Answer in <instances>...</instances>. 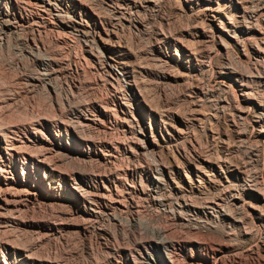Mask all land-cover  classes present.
Here are the masks:
<instances>
[{"label": "rangeland", "instance_id": "374dc122", "mask_svg": "<svg viewBox=\"0 0 264 264\" xmlns=\"http://www.w3.org/2000/svg\"><path fill=\"white\" fill-rule=\"evenodd\" d=\"M54 1L58 7L54 3L53 7L55 9L58 8L60 15L63 16V19L60 20L62 23L59 21V17L55 16L56 12L48 11L44 6H40L33 0H9L7 9L10 11L11 16H15L21 22L18 27L15 26L16 29L0 26V36H2L0 37V57L4 56V60L0 58V126L2 123L5 124L4 122L8 119L12 123L11 125L9 120L6 121V125L3 126L2 124L4 130L0 128V132L4 131L1 133L7 136L6 139L8 138L9 145L12 143L16 145L12 147L15 151H10L9 149L5 152L4 150L0 151V159L5 166L6 176H9L8 178H17L23 184L20 187L21 189H13L17 192L9 190L10 194L8 191L7 202L11 199L13 200L8 203L9 205L6 208L0 209V213L2 212L0 215V239H6H1L0 241V264H56L55 262L57 261V264H89L90 262V264H146V262L149 263L150 257L160 258V261L156 264H168L160 256L162 245L159 246L156 243L158 242L157 239L150 232L143 230L147 235L150 233L149 240L151 236L154 237H152L154 240L151 238L150 241L146 238L147 235L144 238L142 234H139L140 230L135 232L137 231L134 226L136 222L162 228L168 234H166L167 237L171 238L172 236L171 240L175 238L173 241H175L177 253L174 255V260L171 264H176L178 261L179 263L177 264H191L189 258L182 256L185 250L189 251V254L190 252L192 254H200L203 260L200 259L199 264H264V201L261 203L255 198L261 193L257 192V190L264 181V115H261L260 110V108L264 110V0H250L251 2H248V0H232L231 4H220L219 8L221 9L219 10L228 17L233 24V28H231L229 35L223 34V36H215V38L212 35L207 40L195 38V35L204 28V23L200 16L185 7L183 0H162L153 9L133 8L134 0ZM197 1L194 0V2ZM201 1L199 0L198 3ZM24 4H30V6ZM248 11L250 14L252 12L257 13L256 23L249 19L250 14L247 13ZM129 17L134 24L139 25L138 29L132 27L134 24L128 26L125 23V20ZM246 19L251 23L250 26L253 25L254 27V24H260H257L252 32L242 34L237 27L239 25L244 26L245 23L249 25ZM68 27L72 30L68 29ZM73 27L95 35L98 34L97 31H104L108 37H111L113 35L112 32H114L118 37L120 36L121 44H124L123 48H125L123 50L122 47L115 46V49H113L114 55L122 54V58H125L129 63L131 62L130 64L132 65L138 62L139 66L137 65V67L139 68L135 65L133 72L128 70L122 77L120 73L117 77L112 76L102 61L100 62L87 56L89 47H86L84 38L73 32ZM14 31H16V34ZM162 32H165V34ZM149 36L151 38H148ZM165 36L168 38L166 39ZM171 36H173V39ZM53 38H55L56 42ZM177 38L181 42H178ZM234 38L238 39L241 44L237 45ZM5 39H7V42L9 40L7 45L5 44ZM168 40H173L171 43L177 46L176 50L179 54H183L181 44L186 46L191 52H194L195 58H193L192 62L197 64V66L188 69L180 62L171 64V66L169 64L161 66L155 58L158 53L156 46L159 42L158 45L163 48ZM42 41L49 42H46L45 45L42 44L44 43ZM33 42L37 45L42 44L45 51L48 52L47 54L44 52L45 56L48 55L51 59H55L56 66L54 69L58 70V73L52 77L51 83L54 84L56 79L60 77V80L57 79L58 82L56 81L55 84H65L66 91L64 95L67 94L66 96L61 94V99H63L65 105L63 111L60 110L62 113L59 111L61 114L65 112L64 115L58 112L55 99H50L48 98L49 95L46 97L43 94L46 91L42 90L43 84L41 83L44 82L38 83L32 80L35 77L40 78V74H42L37 61L31 56L34 47ZM125 45H127V48L129 46L132 47H129L128 51H131L134 55L127 51ZM47 47H50L55 52L50 51L51 53H49L51 49ZM92 48L96 49L94 52L99 55L100 50L96 46H92ZM134 49L135 53L133 52ZM136 51H139V55H137ZM56 52L58 55H56ZM44 53L42 52L40 58H45ZM52 53L54 54L52 55ZM11 55L13 57L10 58ZM51 55L54 57L52 58ZM140 55L141 57H139ZM133 56L136 57L134 58ZM16 57L18 58L16 59ZM22 57L26 58V60L22 59ZM11 59L14 61L10 62ZM139 59H142L141 63ZM31 60L34 62H31ZM154 61L157 62L156 66ZM100 63H102V66H100ZM68 68L71 70H68ZM160 72L164 73L167 78L166 76L162 79L156 77ZM141 74L143 78H140ZM134 75L136 76L135 79ZM71 79L75 80L76 86L69 92L67 90L68 84L66 83ZM114 80L116 81L114 82ZM77 81L83 85L81 84V86ZM126 84H131V91L126 88ZM136 84H139V87ZM241 85H245L249 92L247 94L250 101L247 104L241 101H238V103L235 100L240 94ZM83 89L85 92H83ZM142 90L141 97L144 94L143 99L144 97L147 99L146 101L144 99V103L140 99L141 103L134 100L128 102L129 107H132H130L131 110L136 111L131 115L132 117L123 115L118 111V102L125 98L132 100V93L138 94V91ZM72 92L76 98L72 96ZM45 98H48V101ZM94 99L100 103H97ZM66 100L74 104L70 102V104H66ZM147 101L149 103H146ZM42 102L41 107L39 104ZM48 103H50L52 109L50 106H45L49 105ZM71 104L75 105L74 108L71 107ZM76 104L79 105L77 106ZM145 104H148L147 107L151 105L153 107L152 109L150 106L152 110L160 113H155L154 117L145 115L143 113L144 107H146L144 106ZM97 105H102L107 110V114L100 113L101 109H98ZM49 107L50 109L48 110ZM69 109L72 110V113ZM81 109L86 114L93 115L92 117L96 119L95 123H98V125L95 126L93 123H89L88 126L82 125L79 122V113L83 112ZM158 109L160 111H157ZM163 110L165 113H161ZM241 110L242 112H240ZM44 111L49 113L45 114ZM42 112L47 116L48 114L54 116L52 113L54 112L56 118L51 116L49 120L45 115L43 116ZM40 114L44 117L41 116L42 120L40 119ZM159 115H165L166 117H160ZM30 118L31 120L37 118V120L34 119L33 121L35 122H32ZM46 119L48 123L45 121ZM23 120H25L24 122H31L29 124L23 123L22 125ZM62 120L68 124V127ZM124 120H128L131 123H127ZM15 122L18 125L20 123L22 127ZM45 123L51 125L49 127L55 133L60 131V127L65 123V136L69 133L68 138H70L72 146H78L83 150L85 149V151L90 149V154L83 158L76 159V157H73L75 159H72L73 161H69L66 158L65 161L60 158V160L56 159V161L52 159L51 162L53 161V164L49 162V166L51 165L49 170L39 171L34 173V175L28 169V176H26L27 170L25 164L23 165L22 156L26 152H35L38 147L31 148L32 151L30 152L29 146H18L17 143L29 131L30 125L33 127L39 124L43 130H46ZM137 123L139 125L136 126ZM7 124L11 126L9 127ZM15 124L16 126H13ZM158 124L163 125L161 132L157 131L156 127ZM72 125L77 131V133L74 132L75 135H71ZM169 125L171 126L169 127ZM127 126L133 127L128 128ZM149 127L152 128V132H150ZM6 128L11 130L9 131ZM81 130L83 134H78ZM137 131L138 133L147 131V135L152 133L153 139L151 140H155L153 142L155 143L154 152L144 153L140 148L142 146V143L140 144L142 142V140L140 141L142 138L141 132L138 134ZM73 136H75V141L71 139ZM79 136H87L92 140L88 139V141L86 137L83 139V137L79 138ZM163 137L165 139H162ZM135 139L138 141H135ZM157 143H159V146ZM19 147L22 152L18 149ZM22 147L23 150L28 148L29 151L23 153ZM94 148L96 152L104 155V161H97L93 154ZM159 149L160 152L157 151ZM190 159L192 160V168L186 165ZM78 160H80V164L77 163ZM170 162L172 164L179 163L183 177L185 175L187 179L195 183L193 190L189 191L184 186L185 182L169 168ZM54 165L59 168L56 166L54 168ZM195 165L198 169H196ZM73 166L75 168L78 166V170H84V172H78L77 168L75 169ZM61 167H65V171L60 169ZM160 168L163 169L162 172L158 171ZM61 170L64 173H61ZM206 172H208V175H206ZM99 174L101 176H98ZM79 176H84V180H79ZM157 177H161L159 182H155V179L158 180ZM38 180H40L43 193L57 195L60 198H65V201L62 200L50 204L27 195L24 191L26 187L30 184L38 183ZM202 180L205 182H202ZM258 184L261 185L259 186ZM73 186L76 190L73 189ZM80 187L84 191L80 190ZM105 187H109V189ZM80 192L87 193L80 195ZM22 198L25 200L23 201ZM14 199L16 201L15 204L13 202ZM183 202H185L186 206L182 204ZM58 203L59 206H57ZM239 204H242V206L238 207ZM251 205H253V208H251ZM9 210L12 212L10 213ZM16 210L20 212L18 213ZM3 211L4 213L6 211L7 214H4ZM8 211L12 215H9ZM14 215L15 218L12 219ZM11 216L13 217L11 218ZM5 217L6 219H4ZM45 227H50V229ZM2 231H5L6 237ZM121 231L122 234L119 233ZM123 231L127 233L125 235L129 241ZM144 232L143 234L145 235ZM114 235L117 236L114 237ZM8 239L9 241L7 242ZM122 239L128 242L127 245L130 242L129 247L123 246L126 245V242ZM139 239L146 240L140 241ZM13 240L18 246L12 244L14 243ZM135 240L139 242L136 241L137 243H134ZM10 241L12 242L9 245ZM115 241L118 242L117 244L120 243L123 248H120ZM131 243L134 244L132 245ZM12 245L14 247H10ZM24 247L28 248L21 249ZM31 249L32 252H29ZM34 250L37 254L39 253L40 258L35 254ZM137 252H140V254ZM27 253L31 256L29 257ZM34 254L35 256H33ZM101 254H106L105 256L107 257H103ZM132 254L133 256H131ZM36 256L37 260L33 259ZM136 259L138 261H134ZM45 260L48 261L46 262ZM94 260H96V263ZM140 260H144L143 263H140Z\"/></svg>", "mask_w": 264, "mask_h": 264}, {"label": "bare ground", "instance_id": "6f19581e", "mask_svg": "<svg viewBox=\"0 0 264 264\" xmlns=\"http://www.w3.org/2000/svg\"><path fill=\"white\" fill-rule=\"evenodd\" d=\"M14 1V0H13ZM35 3H37V4H39L40 6L42 5V6H44L48 11H51V12H56V15L55 16H57V17H59V21L60 20H62L63 19V16H61L60 15V13H59V9L57 10V9H55L54 7H53V3H54V5H57V4H55V1L54 0H33ZM162 0H134V2H133V8H141V9H153V8H155V7H157L158 5H159V3L161 2ZM180 1V0H179ZM184 1V3H185V7L187 8V9H189L190 11H193L195 14H197L198 16H200L201 18H202V21H203V23H204V28L202 29V31L201 32H199V33H197L196 35H195V38H197V39H210L211 38V36L212 35H214V37L213 38H215V36H223V34H228L229 35V33L231 32V28H233L232 26H233V24L229 21V19H228V17L221 11V10H219V9H221V8H219L220 7V4H231V2H232V0H202L200 3H198V1L197 2H194V0H183ZM247 1V0H246ZM250 0H248V2H249ZM259 1V0H258ZM9 2V0H0V26H3V27H6V28H15V26H17L18 27V25L20 24V22H21V20H19V19H17L15 16H11V13H10V11L7 9V3ZM17 2V1H16ZM24 2V1H23ZM29 2V1H28ZM57 2V1H56ZM251 2V1H250ZM253 2V1H252ZM264 2V1H263ZM19 3V2H18ZM21 3V2H20ZM25 3V2H24ZM27 3V2H26ZM31 3V2H30ZM242 3H243V1H242ZM261 4H263V3H261ZM24 5H28V4H24ZM32 5V4H31ZM38 5V6H39ZM80 5V4H79ZM81 5H82V3H81ZM238 5H239V3H238ZM17 6V5H16ZM28 6H30V4L28 5ZM226 6V5H225ZM241 6V5H240ZM242 6H244V5H242ZM263 6V5H262ZM21 7V6H20ZM56 7V6H55ZM57 7H58V5H57ZM254 7H255V5H254ZM259 7V6H258ZM11 8V7H10ZM18 8V7H17ZM22 8V7H21ZM245 8V7H244ZM243 8V9H244ZM253 8V7H252ZM257 8V7H256ZM25 9V8H24ZM23 9V10H24ZM226 9V8H225ZM224 9V10H225ZM248 9V8H247ZM39 10V9H38ZM86 10V9H85ZM223 10V11H224ZM249 10V9H248ZM252 10V9H251ZM254 10V9H253ZM258 10H259V8H258ZM260 10H261V7H260ZM257 11V10H256ZM63 12V11H62ZM245 12H246V10H245ZM247 13H249V11L247 12ZM85 14V13H84ZM121 14V13H120ZM227 14V13H226ZM250 14V13H249ZM256 12H252L250 15H249V19L250 20H252L254 23H256L257 22V20H256ZM20 15V14H19ZM228 15V14H227ZM244 15H245V13H244ZM243 15V16H244ZM259 15H260V13H259ZM54 16V15H53ZM79 16H81V15H79ZM242 16V17H243ZM258 16V15H257ZM262 16V15H261ZM22 17V16H21ZM264 17V16H263ZM25 18H26V16H25ZM80 18V17H79ZM235 18V17H234ZM244 18V17H243ZM27 20V19H26ZM232 20V19H231ZM234 20V19H233ZM247 20V19H246ZM236 21V20H235ZM244 21V20H243ZM61 22V21H60ZM234 22V21H233ZM252 22V23H253ZM49 23V22H48ZM62 23V22H61ZM76 23V22H75ZM85 23H86V21H85ZM125 23L128 25V26H130V25H133L134 23L132 22V20L130 19V17L128 18V19H126L125 20ZM247 23H249V21L247 20ZM27 24V23H26ZM31 24V23H30ZM51 24V23H50ZM79 24V23H78ZM258 24V23H257ZM257 24H254V27L255 26H257ZM260 24V23H259ZM258 24V25H259ZM22 25V24H21ZM25 25V24H24ZM58 25V24H57ZM251 25V23H249V25H246V23L244 24V26H241V25H239L238 26V24H237V28H238V31H240L242 34L243 33H249V32H252V30L254 29V27H253V25L252 26H250ZM73 26V25H72ZM138 26L139 25H137V24H134L132 27H135V29L137 28L138 29ZM21 27V26H20ZM234 27H235V25H234ZM261 27V26H260ZM22 28V27H21ZM31 28V27H30ZM74 29H73V32H75L77 35H80L82 38H84L85 40H84V42L86 41V47H89V49H88V57L89 58H94L95 60H99L100 62L102 61L103 62V65H105L107 68H108V70H109V73L112 75V76H115V77H117L118 75H119V73L121 74L120 76L122 77V76H124V73L126 74V71H128V70H131L132 72L134 71L133 69H134V66L136 65V67H137V65H138V62H136L135 61V59H134V61L137 63H134V65H132V64H130L125 58H122V54H117V55H114L115 53H114V50L113 49H115V46H117V47H122V49L124 50L125 48H123V46H124V44L122 45L121 43H122V41H120V36L118 37L116 34H114V32H112L113 33V35L111 36V37H108L107 36V33L106 32H104V31H100V32H98L97 31V35H95L94 33H90V32H85V31H80L79 30V28H75V27H73ZM206 28H207V30H206ZM16 29V28H15ZM68 29H71L70 27H68ZM78 29V30H77ZM261 29V28H260ZM19 30V29H18ZM23 30V29H22ZM28 30V29H27ZM72 30V29H71ZM90 30H92V29H90ZM255 30V29H254ZM3 31V30H2ZM10 31V30H9ZM23 31H25V30H23ZM32 31V30H31ZM140 31V30H139ZM161 31V30H160ZM256 31H257V28H256ZM1 32V31H0ZM4 32V31H3ZM15 32V34H16V31H14ZM21 32V31H20ZM212 32V33H211ZM262 32V31H261ZM19 33V32H18ZM39 33V32H38ZM37 33V35L38 36H40L39 34ZM72 33V32H71ZM74 33V34H75ZM116 33V32H115ZM159 33V32H158ZM163 34H165V32H162ZM208 33H209V35H208ZM1 34H3V33H1ZM73 34V33H72ZM161 34V33H160ZM19 35H21V34H19ZM34 35V34H33ZM33 35H31V36H33ZM227 35V36H228ZM7 36V35H6ZM22 36V35H21ZM28 36V35H27ZM36 36V35H35ZM151 36V35H150ZM148 37V38H151V37ZM252 36V35H251ZM0 37H2V36H0ZM8 37V36H7ZM20 37V36H19ZM24 37V36H23ZM41 37V36H40ZM107 37V38H106ZM11 38V37H10ZM9 38V39H10ZM32 38V37H31ZM30 38V39H31ZM49 38V37H48ZM165 38H166V36H165ZM168 38V37H167ZM166 38V39H167ZM171 38L173 39V36H171ZM1 39V38H0ZM12 39V38H11ZM34 39V38H33ZM54 39V41H55V38H53ZM122 39V38H121ZM147 39V38H146ZM175 39V38H174ZM179 38H177V40H178ZM254 39V38H253ZM7 39H5V41H6ZM21 40H23V39H21ZM24 40H25V38H24ZM40 40V39H39ZM205 40V41H206ZM212 40V39H211ZM213 40H215V39H213ZM219 40V39H218ZM234 40H235V43L237 44V45H240L241 44V42H239L238 41V39H236V38H234ZM11 41V40H10ZM41 41V40H40ZM53 41V40H52ZM149 41H150V39H149ZM155 41V40H154ZM173 41V40H172ZM171 40H168L167 41V43L165 44V46L162 48V47H160L159 45H158V43H157V46H156V49H157V57H155L156 58V61L157 62H159L160 64H161V66L163 65V64H169L170 66H171V64H174V63H183L188 69H191V68H195V66H197V64H195V63H193L192 62V60H193V58H195V55L193 54L194 52H191V50H189V49H187L186 48V46H184V45H180L181 46V48L183 49V54H179L178 52H177V46L176 45H173L171 42H172ZM203 41V40H202ZM220 41V40H219ZM227 41V40H226ZM243 41V40H242ZM1 42V41H0ZM3 42V41H2ZM8 42H9V40H8ZM7 41L5 42V44L7 45V43H8ZM26 42V41H25ZM42 42H44V41H42ZM47 42V41H46ZM46 42H44V43H42V44H45ZM49 42V41H48ZM47 42V43H48ZM56 42V41H55ZM54 42V43H55ZM152 42V41H151ZM163 42V41H162ZM161 42V43H162ZM174 42L176 43V41L174 40ZM178 42H181V40L179 41L178 40ZM27 43V42H26ZM34 43V42H33ZM50 43H51V40H50V42L48 43L49 44V46H50ZM146 43H147V40H146ZM150 43V42H149ZM223 43V42H222ZM255 43H256V41H255ZM2 44V43H1ZM23 44V43H22ZM25 44V43H24ZM37 45V44H33V53H32V55L31 56H33L34 57V60L35 61H37V64H38V67H40L41 68V71H42V74H40L41 75V77L40 78H36L35 76V78H32V80H34V82H38V83H41V82H44V83H41V84H43V88H42V90L44 91H46L47 92V94H46V92L45 93H43V94H45L46 95V97L49 95V97L48 98H50V99H52V98H54L55 99V104H56V106H57V109H58V112L61 110V111H63V109H64V105H65V103H64V101H63V99H61V94H63V96H66V94L64 95V93H65V91H66V88H65V84L63 85V84H55L56 83V81H57V79L58 80H60L59 78H57L56 79V81L54 82V84H52L51 82V79H52V77H54V76H56V74L58 73V70H56V69H54V67L56 66V64H55V62H54V60L55 59H51L48 55H46L45 56V53L47 54L48 52L47 51H45V49L43 48L44 46L43 45ZM47 44V45H48ZM52 44H53V42H52ZM151 45H152V43H150ZM177 44V43H176ZM243 44V43H242ZM46 45V44H45ZM57 45V44H56ZM223 45V44H222ZM227 45V44H226ZM92 46H96L97 47V49H99L100 50V52H99V55L97 54V52L95 53L94 52V50H96V49H93L92 48ZM135 46V45H134ZM148 47H149V45H147ZM224 46V45H223ZM6 47V46H5ZM16 47V46H15ZM26 47H27V45H26ZM25 46H24V48H26ZM31 47V48H32ZM125 47L127 48V45H125ZM129 47H131V46H129ZM128 47V48H129ZM147 47V48H148ZM225 47V46H224ZM3 48H4V46H3ZM23 48V47H22ZM48 49L50 48V47H47ZM128 48H127V51H128ZM132 48V47H131ZM1 49V48H0ZM27 49V48H26ZM51 49V48H50ZM54 49V48H53ZM138 49V48H137ZM29 50H31L30 48H29ZM47 50V49H46ZM130 50V49H129ZM148 50V49H147ZM194 50V49H193ZM4 51V50H3ZM16 51V50H15ZM21 52H22V50H20ZM27 52H28V50H26ZM50 51H52V49L51 50H49V53H51ZM98 51V50H97ZM135 51V49L133 50V52ZM209 51V50H208ZM259 51V50H258ZM42 52L44 53V57L45 58H40L41 57V55H42ZM52 52H55V51H52ZM58 52V51H57ZM56 52V53H57ZM128 52H131V51H128ZM139 52V51H138ZM138 52L136 51V53H137V55H139L138 54ZM148 52V51H147ZM1 53V52H0ZM4 53V52H3ZM17 53V52H16ZM135 53V52H134ZM141 53V52H140ZM150 53V52H149ZM259 53H260V51H259ZM6 54H7V52H6ZM54 53H52V55H53ZM124 54V53H123ZM131 55L133 54L132 52L130 53ZM245 54V53H244ZM8 55V54H7ZM51 55V56H52ZM56 55H58V53L56 54ZM59 55H61V54H59ZM134 55V54H133ZM144 55V54H143ZM9 56V55H8ZM15 56V55H14ZM19 56H21V55H19ZM24 56V55H23ZM27 56V55H26ZM119 56H121V58H119ZM152 56V55H151ZM11 57H13L12 55L10 56V58ZM54 56H52V58H53ZM134 57V56H133ZM136 57V56H135ZM134 57V58H135ZM139 57H141V55L139 56ZM1 58V57H0ZM3 58V60H4V56L2 57ZM1 58V59H2ZM9 58V59H10ZM18 57H16V59H17ZM24 57H22V59H23ZM30 59H31V57H29ZM40 58V59H39ZM56 58V57H55ZM147 58V57H146ZM5 59H7V57H5ZM15 59V58H14ZM21 59V58H20ZM25 60H26V58H24ZM86 59V58H85ZM102 59V60H101ZM143 59V58H142ZM141 59V60H142ZM145 59V58H144ZM152 59H154V58H152ZM152 59H150V61L152 60ZM12 60L13 59H11V61L10 62H12ZM140 60V59H139ZM141 60L139 61L140 63H141ZM149 60V59H148ZM263 60V59H262ZM7 61H9L8 59H7ZM14 61V60H13ZM20 61V60H19ZM56 61H57V59H56ZM156 61H154V62H156ZM16 62V61H15ZM28 62V61H27ZM31 62H34V61H32L31 60ZM39 62V63H38ZM152 62H153V60H152ZM157 62L155 63V66H156V64H157ZM17 63H18V60H17ZM22 63V62H21ZM21 63H19V64H21ZM29 63V62H28ZM33 65H34V63H32ZM86 64V63H85ZM101 65L100 66H102V63H100ZM144 64V63H143ZM21 65H23V64H21ZM168 65V66H169ZM17 66V65H16ZM26 66V65H25ZM28 66V65H27ZM99 66V65H98ZM139 66V65H138ZM141 66H143V65H141ZM154 66V67H155ZM166 66V65H165ZM252 66V65H251ZM59 67H61L60 65H59ZM83 67V66H82ZM104 67V66H103ZM157 67H159V66H157ZM58 68V67H57ZM62 68V67H61ZM102 68V67H101ZM137 68H139V67H137ZM141 68V67H140ZM159 68H161V67H159ZM65 69V68H64ZM78 69V68H77ZM83 69V68H82ZM141 69H143V68H141ZM147 69V68H146ZM145 69V70H146ZM154 69V68H153ZM59 70H60V68H59ZM68 70H71V69H69L68 68ZM76 70V69H75ZM80 70V69H79ZM158 70V69H157ZM39 71V70H38ZM67 71V70H66ZM142 71V70H141ZM156 71V70H155ZM159 71V70H158ZM160 71H161V69H160ZM163 71H165V70H163ZM61 72V71H60ZM72 72V71H71ZM77 72V71H76ZM85 72V71H84ZM105 72V71H104ZM108 72V71H107ZM131 72V73H132ZM145 72V71H144ZM157 72V71H156ZM166 72V71H165ZM37 73H40V72H37ZM36 73V74H37ZM62 73V72H61ZM103 73V72H102ZM136 73H137V71H136ZM152 73V72H151ZM35 74V75H36ZM77 74V73H76ZM80 74V73H79ZM106 74V73H105ZM143 74V73H142ZM142 74H141V77L140 78H143L142 77ZM153 74H154V72H153ZM68 75V74H67ZM73 75V74H72ZM71 75V76H72ZM108 75V74H107ZM139 75H140V72H139ZM37 76V75H36ZM112 76H110V77H112ZM165 74L164 73H162V72H160V73H158L157 75H156V77H158V78H160V79H162V78H165ZM260 77H261V75H259ZM134 77V79H135V75L133 76ZM259 77V78H260ZM31 78V77H30ZM69 78H70V76H69ZM140 78H138V79H140ZM166 78H167V76H166ZM264 78V77H263ZM64 79V78H63ZM76 79V78H75ZM82 79V78H81ZM80 79V80H81ZM123 79V78H122ZM133 79V78H132ZM133 79V80H134ZM149 79V78H148ZM147 79V80H148ZM54 80V79H53ZM116 80H117V78H116ZM116 80H114V82L116 81ZM142 81H143V83H145L144 82V80L143 79H141ZM62 81V80H61ZM79 81V80H78ZM77 81V82H78ZM85 81V80H84ZM83 81V82H84ZM149 81V80H148ZM29 82V81H28ZM58 82V81H57ZM111 82V81H110ZM109 82V83H110ZM119 82V81H118ZM134 82V81H133ZM63 83V82H62ZM78 83H80V85L82 84L81 82H78ZM135 83H137V82H135ZM134 83V84H135ZM142 83V82H141ZM143 83H142V85H143ZM66 84H68V86H67V90L69 91V92H71L72 90V88L73 87H75L76 86V84H75V80H73V79H71L70 81H68ZM133 84V85H134ZM83 85V84H82ZM81 85V86H82ZM113 85H114V83H113ZM112 85V86H113ZM136 85H138V87H139V84H136ZM136 85H135V87H136ZM31 86H32V84H31ZM86 86H87V84H86ZM111 86V85H110ZM242 86V87H241ZM240 87H241V91H240V94H238V96L236 97V101L238 102V101H241V102H245L246 104L247 103H249V98H248V94H247V87L245 86V85H241ZM35 87V86H34ZM89 87V86H88ZM144 87V86H143ZM77 88V87H76ZM79 88H81V87H79ZM126 88L129 90V91H131L132 90V86H131V84L130 85H128V84H126ZM141 88V87H140ZM75 89V88H74ZM86 89V88H85ZM89 89V88H88ZM87 89V90H88ZM90 89H92V88H90ZM136 89L138 90V88L136 87ZM135 89V90H136ZM36 90V89H35ZM80 90V89H79ZM140 90V89H139ZM91 91V90H90ZM124 91V90H123ZM33 92V91H32ZM42 92V91H41ZM77 92V91H76ZM80 92V91H79ZM79 92H78V94H79ZM83 92H85L84 91V89H83ZM135 92V91H134ZM141 92H143V90L142 91H138V94H134V93H132V100H127L126 98H125V96H124V98L125 99H123V97H122V101L121 102H118L117 103V109H118V111H120V113H122L123 115H128V116H130V117H132L131 115H133L134 114V112H136V111H134V110H131V108L129 107V105H128V102L129 101H135V102H140V100L143 102L144 101V99H145V101L147 100L145 97H144V99H143V96H144V94L142 95V97H141ZM73 93V92H72ZM126 93V92H125ZM139 93H140V95H139ZM249 93V92H248ZM122 94H123V92H122ZM121 94V95H122ZM72 95V94H71ZM70 95V96H71ZM85 95V94H84ZM68 96H69V94H68ZM72 96H74L75 97V95H74V93H73V95ZM71 96V97H72ZM76 96H77V94H76ZM86 96V95H85ZM45 97V96H44ZM74 97H72V98H74ZM48 98L46 99L47 101H48ZM66 99H67V97H65ZM76 98V97H75ZM75 98H74V100H75ZM142 98V99H141ZM235 98V97H234ZM140 99V100H139ZM9 100V99H8ZM91 100V99H90ZM93 100V99H92ZM95 100V99H94ZM234 100V99H233ZM50 101V100H49ZM67 101V100H66ZM96 101V100H95ZM144 101V102H145ZM257 101V100H256ZM11 102V101H10ZM70 102V101H69ZM68 101L66 102V104H68L69 103ZM97 102V101H96ZM99 102V101H98ZM97 102V103H98ZM143 102V103H144ZM234 102V101H233ZM44 103H46L45 101H44ZM70 103H73V102H70ZM69 103V104H70ZM82 103H83V101H82ZM87 103H88V101H87ZM92 103V102H91ZM96 103V104H97ZM100 103V102H99ZM141 103V102H140ZM146 103H149L148 101L146 102ZM239 103V102H238ZM3 104H4V102H3ZM10 104V103H9ZM8 104V105H9ZM12 104V103H11ZM42 104H43V102L41 103V104H39L41 107H42ZM47 104V103H46ZM49 105H45L46 107L47 106H50L51 107V105H50V103H48ZM74 104V103H73ZM86 104V103H85ZM89 104H90V102H89ZM241 104V103H240ZM5 105V104H4ZM37 105V104H36ZM77 106L79 105V104H76ZM83 105V104H82ZM148 105V104H147ZM147 105L145 104L144 106H146V107H144V111H143V113H145V115H147V116H155L157 113L155 112V110H152L153 109V107L151 106V105H149L148 107H147ZM6 106V105H5ZM11 106V105H10ZM39 106V107H40ZM68 106V105H67ZM75 106V105H74ZM74 106L71 104V107H73L74 108ZM77 106H76V109H77ZM87 106V105H86ZM98 106V105H97ZM150 106L152 107V109L150 108ZM12 107V106H11ZM33 107V106H32ZM38 107V106H37ZM50 107L48 108V110L50 109ZM70 107V106H69ZM68 107V108H69ZM82 107H84V106H82ZM91 107V106H90ZM260 107H261V105H260ZM43 108H45L44 106H43ZM81 108V107H80ZM89 108V107H88ZM101 109L99 112L100 113H102V114H107L106 112H107V110L104 108V107H102V105L101 106H98V109ZM8 109V108H7ZM40 109V108H39ZM46 109V108H45ZM44 109V110H45ZM51 109H52V107H51ZM92 109V108H91ZM94 109V108H93ZM30 110V109H29ZM41 110H43V109H41ZM41 110H39V111H41ZM66 110V109H65ZM168 110V109H167ZM239 110V109H238ZM260 110H261V115H264V110H263V108H260ZM54 111V110H53ZM60 111V112H61ZM69 111L71 112L72 110H70L69 109ZM69 111H68V113H69ZM81 111H83L82 109H81ZM86 111V110H85ZM92 111V110H91ZM95 111V110H94ZM157 111H160L159 109L157 110ZM37 112H38V109H37ZM45 112V111H44ZM44 112H42V114L44 113ZM59 112V113H60ZM76 112H77V110H76ZM88 112V111H87ZM95 112H97V111H95ZM117 112V111H116ZM240 112H242V110L240 111ZM263 112V113H262ZM41 113V112H40ZM47 113H49V112H47ZM46 112H45V114H47ZM51 113V112H50ZM53 114H54V116H55V113L54 112H52ZM62 113V112H61ZM60 113V114H61ZM72 113V112H71ZM90 113V112H89ZM93 113V112H92ZM156 113V114H155ZM160 113V112H159ZM158 113V114H159ZM161 113H165V111L163 110ZM244 113V112H243ZM33 114V113H32ZM35 114H36V112H35ZM39 114V113H38ZM42 114H40V117L42 116ZM45 114H43V116L45 115ZM64 114H65V112H64ZM64 114H61V115H64ZM67 114V113H66ZM76 114V113H75ZM70 115V114H69ZM68 115V116H69ZM79 115H80V117H79V122L80 123H82V125L84 124V125H89V123H93L95 126H97L98 125V123H95L96 121V119H93V115H90V114H86L84 111L83 112H81V113H79ZM167 115V114H166ZM27 116V115H26ZM39 116V115H38ZM42 116V117H43ZM51 116H52V114H51ZM49 114H48V116L47 115H45V117L46 118H50L51 117ZM54 116H52V117H54ZM58 116V115H57ZM60 116V115H59ZM66 116V115H65ZM160 117H162V116H165V115H159ZM158 116V117H159ZM27 117H31L30 115L29 116H27ZM36 117V116H35ZM39 117V118H40ZM42 117L40 118L41 120H42ZM67 117V116H66ZM78 117V116H77ZM159 117V118H160ZM166 117V116H165ZM23 118V117H22ZM32 118H33V115H32ZM38 118V117H37ZM37 118H34V119H36L37 120ZM44 118V117H43ZM55 118H56V116H55ZM58 118V117H57ZM59 118H61V117H59ZM95 118V117H94ZM1 119V118H0ZM33 119V120H34ZM40 119H38V120H40ZM51 119V118H50ZM49 119V120H50ZM69 119V118H68ZM72 119V118H71ZM243 119H244V117H243ZM9 120V122H10V119H8ZM8 120H6V121H8ZM26 120V119H25ZM25 120H23L22 121V125H23V123H25V124H29L31 121L32 122H35V121H33V120H31V118H30V122L29 121H26V122H24ZM27 120H29L28 118H27ZM60 120V119H59ZM72 120H74V119H72ZM100 120V119H99ZM98 120V121H99ZM133 120H134V118H133ZM149 120V119H148ZM161 120V119H160ZM169 120V119H168ZM1 121V120H0ZM6 121L4 122L5 124H3V126L4 125H6ZM11 121H12V119H11ZM46 122H47V119L45 120ZM54 121H55V119H54ZM62 121H64V120H62ZM61 121V122H62ZM71 121V120H70ZM76 121V120H75ZM74 121V122H75ZM97 121V122H98ZM125 121V120H124ZM127 121V123H129L130 121H128V120H126ZM125 121V122H126ZM135 121V120H134ZM133 121V122H134ZM3 122V121H2ZM9 122H7V123H9ZM17 122H19V121H17ZM40 122V121H39ZM51 122V121H50ZM65 122V121H64ZM73 122V121H72ZM100 122V121H99ZM161 122V121H160ZM163 122H165V121H163ZM1 123V122H0ZM11 123V122H10ZM14 123V122H13ZM16 123V122H15ZM20 123H21V121H20ZM19 123V125H18V123H16L18 126H20L21 124ZM48 123V122H47ZM47 123H45V126L47 127V129L46 130H43L42 128H41V126L39 125V124H37V125H34L33 127H32V125H30V129H29V131L21 138V137H19V138H21V139H19V143H17L18 144V146L19 145H26L27 147L29 146L30 147V152L32 151V149L31 148H35V147H38V149H34L35 150V152L33 151V152H31V153H28V152H26V151H29L28 150V148H27V150L25 149V150H23V147H22V150L24 151L23 153H25L26 152V154L24 155V156H22V158H23V165L25 164V168H26V170H27V172L25 173V174H27L26 176H28V169H30L31 170V173H36V172H39V171H46V170H49V168H50V166H49V162H51V160L52 159H55L54 161H56V159H62L63 161H65V158L66 159H68L69 161H71L72 159H73V157H76V159L77 158H83V157H86L87 155H89L90 154V149H89V151H85V149L83 150V149H81L80 147H78V146H72V142L70 141V138H68V135H69V133L68 134H66V136H65V123L64 124H62L63 126L62 127H60L61 129H60V131H58L57 133H55V132H53V130H51V127H49V126H51V125H48ZM55 123H57V122H55ZM63 123V122H62ZM71 123V122H70ZM69 123V124H70ZM80 123H78V124H80ZM120 123H121V121H120ZM127 123H125V124H127ZM131 123V122H130ZM2 124H1V126H0V128L2 129V130H4V127L2 126ZM16 124L15 125H13V126H16ZM33 124V123H32ZM58 124V123H57ZM73 124V123H72ZM169 124V123H168ZM9 127L12 125V123H11V125L10 124H7ZM66 125H67V127H68V124L66 123ZM77 125V124H76ZM100 125V124H99ZM137 125H139L138 123L136 124V126ZM165 125H167V124H165ZM7 126V127H8ZM28 126V125H27ZM26 126V127H27ZM71 126V125H70ZM77 126H79V125H77ZM163 126V125H162ZM162 126L160 125V124H158V126L156 127L157 128V131L158 132H161V128H162ZM171 125H169V127H170ZM3 127V128H2ZM6 127V126H5ZM20 127H22V126H20ZM24 127V126H23ZM54 127V126H53ZM128 127V126H127ZM130 127V126H129ZM128 127V128H129ZM131 127H133V126H131ZM130 127V128H131ZM167 127V126H166ZM12 128V127H11ZM15 128V127H14ZM13 128V129H14ZM82 128H83V126H82ZM82 128H80V129H82ZM87 128V127H86ZM0 129V130H1ZM7 129V128H6ZM18 129V128H17ZM72 129L74 130H72V133H71V135H75V133H77V131H76V128L75 127H73V125H72ZM88 129V128H87ZM134 129V128H133ZM7 130H9V129H7ZM11 130V129H10ZM9 130V131H10ZM21 130V129H20ZM24 130H25V127H24ZM79 130V129H78ZM84 130V129H83ZM86 130V129H85ZM132 130V129H131ZM139 130H140V127H139ZM149 130H150V132H152V128L151 127H149ZM168 130V129H167ZM26 131V130H25ZM89 131V130H88ZM178 131V130H177ZM1 132H4V131H1ZM0 132V151H3L4 150V152L6 151V150H10V151H13L14 150V148H12V147H14V146H16L15 144H8V138L6 139V135L4 134V133H1ZM12 132V131H11ZM75 132V133H74ZM90 132V131H89ZM125 132V131H124ZM130 132V131H129ZM141 132V131H140ZM139 132V133H140ZM147 132V131H146ZM146 132L145 133H143V132H141L140 134H141V139H140V141L142 140V142H140V144L142 143V146L140 147L143 151H144V153L146 152H154V146H155V143H153V142H155V140H151V139H153V135H151L152 133H150V135H147L146 134ZM20 133V132H19ZM24 133V132H23ZM80 133H82V130L81 131H79L78 132V134H80ZM88 133V132H87ZM137 133H138V131H137ZM138 133V134H139ZM15 134V133H14ZM13 134V135H14ZM77 134V135H78ZM83 134V133H82ZM131 134V133H130ZM134 134V133H133ZM136 135V134H135ZM161 135V134H160ZM171 136V135H170ZM178 136H179V132H178ZM10 137V136H9ZM16 137V136H15ZM18 137V136H17ZM83 137V136H82ZM81 136H79V138H82ZM87 139L86 140H88L89 138L87 137V136H85ZM85 137H83V139H85ZM11 138V137H10ZM94 138V137H93ZM139 138V137H138ZM13 139H15L14 137H13ZM17 139V138H16ZM71 139L73 140V141H75V136H73V138L71 137ZM137 139V138H136ZM135 139V141H138V140H136ZM162 139H165V137H163ZM175 139V138H174ZM18 140V139H17ZM89 140H92V139H89ZM88 140V141H89ZM167 140V139H166ZM165 140V141H166ZM16 141V140H15ZM84 141V140H83ZM157 141V140H156ZM11 142H12V140H11ZM94 142V141H93ZM138 142V143H139ZM87 143V142H86ZM136 143V142H135ZM159 143H157V145H158ZM93 145H95L94 143H93ZM99 145V144H98ZM138 145V144H137ZM167 145V144H166ZM17 146V147H18ZM134 146V145H133ZM159 146V145H158ZM161 146V145H160ZM163 146H165V145H163ZM162 146V147H163ZM157 147V146H156ZM26 148V147H25ZM168 148V147H167ZM20 151H21V148L19 147L18 148ZM18 150V151H19ZM38 150V151H37ZM94 150H95V148H94ZM100 150V149H99ZM15 151V150H14ZM18 151H16V152H18ZM157 151H159L160 152V149L159 150H157ZM169 151V150H168ZM22 152V151H21ZM163 152H165V151H163ZM9 153V152H8ZM13 153V152H12ZM10 154V153H9ZM20 154H22V153H20ZM94 157H96V159H97V161L98 160H101V161H104L105 160V157H104V155H102L101 153H99V152H96V150L94 151ZM156 154H158V153H156ZM162 154V153H161ZM151 155V154H150ZM9 156V155H8ZM8 158V157H7ZM12 158V157H11ZM59 159V160H60ZM85 159V158H84ZM73 160H75V159H73ZM72 160V161H73ZM92 160H94L93 158H92ZM79 161L80 160H78V162L77 163H79ZM83 161V160H82ZM85 161V160H84ZM88 161V160H87ZM96 161V162H97ZM163 161V160H162ZM191 159H190V161H187V166L189 167V168H192V163H191ZM195 161V160H194ZM193 161V162H194ZM53 162V161H52ZM51 162V163H52ZM74 162H76V161H74ZM73 162V163H74ZM91 162V161H90ZM89 162V163H90ZM10 163V162H9ZM69 163V162H68ZM169 163V162H168ZM22 164V163H21ZM53 164V163H52ZM57 164V163H56ZM66 165H67V163H65ZM70 164V163H69ZM75 164V163H74ZM80 164V163H79ZM86 164H87V162H86ZM93 164V163H92ZM102 164V163H101ZM179 164V163H178ZM177 164V162L176 163H171L170 162V167L169 168H171L172 169V171H174L177 175H178V177L180 178V179H182L184 182H185V185L184 186H186L187 187V189H189V191L190 190H193L194 188H195V183L194 182H192L190 179H187V177L184 175V177H183V174H181V170H180V166ZM58 165V164H57ZM61 165H62V161H61ZM60 165V166H61ZM167 165V164H166ZM9 166V165H8ZM55 166L56 165H54V168H55ZM63 166V165H62ZM70 166H72V165H70ZM75 166H76V164H75ZM75 166H73L74 168H75ZM79 166V165H78ZM78 166L75 168L78 172H81V171H83L84 172V170H78ZM82 166V165H81ZM163 166H165V165H163ZM184 166V165H183ZM56 167H58V166H56ZM195 167H196V165H195ZM220 167V166H219ZM53 168V167H52ZM59 168V167H58ZM168 168V167H167ZM168 168V169H169ZM183 168V167H182ZM21 169V168H20ZM60 169H65V167L64 168H60ZM60 169H57V170H60ZM80 169H81V167H80ZM83 169V168H82ZM88 169V168H87ZM86 169V170H87ZM166 169V168H165ZM196 169H198L197 167H196ZM222 169V168H221ZM53 170V169H52ZM63 170H61V173H64V171ZM183 170V169H182ZM56 171V170H55ZM75 171V170H74ZM76 171V172H77ZM158 171L159 172H162L163 171V169H158ZM169 171H170V169H169ZM86 172V171H85ZM171 172V171H170ZM196 172H197V170H196ZM11 173V172H10ZM68 173V172H67ZM87 173V172H86ZM85 173V174H86ZM202 173V172H201ZM208 172H206V175H208L207 174ZM71 174H72V171H71ZM74 174V173H73ZM84 174V173H83ZM93 174V173H92ZM160 174V173H159ZM35 175V174H34ZM82 175V174H81ZM94 175V174H93ZM171 175V174H170ZM173 175V174H172ZM21 176V175H20ZM22 176H24V175H22ZM98 176H101L100 174L98 175ZM103 176V175H102ZM9 176H6V172H5V166H4V164H3V161L0 159V209H3L4 207L6 208V206L7 205H9L8 203L10 202V201H12L13 199H11V200H9V202H7V193H8V191L9 190H12V191H14V192H17V191H15V190H13V189H17V188H20V187H22L23 186V184L21 183V181L19 180V179H17V178H8ZM69 177V176H68ZM75 177V176H74ZM108 177V176H107ZM171 177V176H170ZM200 177H202V176H200ZM210 177V176H209ZM208 177V178H209ZM45 178V177H44ZM158 178V177H157ZM211 178V177H210ZM209 178V179H210ZM78 179L79 180H84V176H79L78 177ZM87 179V178H86ZM108 179V178H107ZM159 179H161V177L160 178H158V180L157 179H155V182H159L160 180ZM163 179H165V178H163ZM202 179V178H201ZM204 179V178H203ZM75 180V179H74ZM109 181V180H108ZM58 182V181H57ZM74 182V181H73ZM110 182V181H109ZM201 182V181H200ZM202 182H205V181H203L202 180ZM264 182V181H263ZM262 182V185H261V187H259V189L257 190V192H261V193H259L258 194V196H255V198L257 199V201H259V202H261V203H263V201H264V183ZM59 183V182H58ZM89 183V182H88ZM98 183V182H97ZM102 183V182H101ZM48 184V183H47ZM77 184V183H76ZM61 185V184H60ZM59 185V186H60ZM104 185V184H103ZM106 185V184H105ZM181 185V184H180ZM259 185V184H258ZM259 185V186H260ZM115 186V185H114ZM74 187V186H73ZM103 187V186H102ZM199 187V186H198ZM48 188H49V185H48ZM60 188V187H59ZM79 188V187H78ZM77 188V189H78ZM82 187H80V190H83V188L81 189ZM95 188V187H94ZM106 188V187H105ZM108 189H109V187H107ZM106 188V189H107ZM116 188V187H115ZM21 189V188H20ZM73 189H75V187L73 188ZM96 189V188H95ZM19 190V189H18ZM76 190V189H75ZM79 190V191H80ZM196 190H197V187H196ZM11 191V192H12ZM22 191V190H21ZM25 192H26V194L27 195H29V196H32V197H35L36 199H41V200H44L45 202H47V203H50V204H52V203H54V202H58V201H65V198H60L59 196H57V195H52V194H50V193H43L42 192V188H41V185H40V180H38V183H36V184H30V185H28L27 187H26V189L24 190ZM84 191V190H83ZM87 192H89L88 190H86ZM109 191V190H108ZM20 192V191H19ZM18 192V193H19ZM25 192H23V193H25ZM86 192V193H87ZM111 192V191H110ZM116 192V191H115ZM9 193H10V191H9ZM8 193V194H9ZM21 193V192H20ZM19 193V194H20ZM83 193H85V192H83ZM83 193H81L80 192V195L81 194H83ZM85 193V194H86ZM112 193V192H111ZM11 194V193H10ZM22 194V193H21ZM59 194V193H58ZM100 194V193H99ZM90 195V194H89ZM103 195H105L104 193H103ZM163 195H165V194H163ZM24 196H25V194H24ZM235 196H236V194H235ZM240 196V195H239ZM9 197H10V195H9ZM107 197V196H106ZM237 197V196H236ZM13 198V197H12ZM103 198H104V196H103ZM23 199V198H22ZM221 199V198H220ZM232 199V198H231ZM234 199V198H233ZM242 199V198H241ZM25 199H23V201H24ZM18 201V200H17ZM28 201V200H27ZM14 204L16 203V201H15V199H14ZM19 202H20V200H19ZM37 202V201H36ZM91 202V201H90ZM234 202V201H233ZM40 203V202H39ZM185 202H183L182 204H184ZM13 204V203H12ZM13 204V205H14ZM25 204V203H24ZM43 204V203H42ZM45 204V203H44ZM220 204V203H219ZM233 204V203H232ZM33 205V204H32ZM49 205V204H48ZM62 205V204H61ZM234 205H235V203H234ZM50 206V205H49ZM52 206V205H51ZM57 206H59V203L57 204ZM115 206V205H114ZM184 206H186V204H184ZM221 206V205H220ZM242 206V204H239L238 205V207H241ZM259 206V205H258ZM15 207V206H14ZM20 207V206H19ZM237 207V206H236ZM52 208V207H51ZM56 208V207H55ZM63 208H65V207H63ZM220 208V207H219ZM251 208H253V205H251ZM19 209H21V208H19ZM60 209V208H59ZM15 210V209H14ZM65 210V209H64ZM10 211V213L12 212L11 210H9ZM9 211H8V213H9ZM17 211V210H16ZM15 211V212H16ZM14 212V213H15ZM18 212V211H17ZM20 212V211H19ZM18 212V213H19ZM2 213V212H1ZM1 213H0V215H1ZM3 213H4V211H3ZM5 213H6V211H5ZM4 213V214H5ZM9 213V215H12V214H10ZM7 214V213H6ZM3 215V214H2ZM252 216V215H251ZM4 217V216H3ZM13 216H11V218H12ZM15 218V215H14V217L12 218V219H14ZM4 219H6V217L4 218ZM11 220V219H10ZM181 220V219H180ZM6 221V220H5ZM135 222V221H134ZM134 226H135V228H136V230L137 231H135V232H138V230H140L139 231V234L141 235H143L144 236V238L146 237V232H144L143 230H145V231H148V232H150L154 237H155V239H157V241L158 242H156L159 246L160 245H162V251H161V257H162V259L163 260H165L168 264L170 263H173V258H174V255L177 253L176 252V245L174 244V242L175 241H173V240H171L172 239V236H171V238H169V237H167L166 236V234L167 233H165V231H164V229H162V228H159V227H153V226H151V225H149V224H146V223H138V222H136V223H134ZM137 226V227H136ZM4 228V227H3ZM8 228V227H7ZM46 229H50V227H45ZM56 228V227H55ZM114 228V227H113ZM135 228H133V229H135ZM122 229H124V228H122ZM129 229V228H128ZM5 230V229H4ZM11 230V229H10ZM15 230V229H14ZM62 230V229H61ZM111 230H112V228H111ZM116 230H118V229H116ZM119 230H120V228H119ZM131 230V229H130ZM165 230H167V229H165ZM59 231V230H58ZM104 231V230H103ZM133 231V230H132ZM142 231V233H140ZM5 231H2V233H4ZM56 232H57V230H56ZM124 232V231H123ZM130 232V231H129ZM134 232V233H135ZM143 232L145 233V235L143 234ZM60 233V232H59ZM119 233H121L122 234V231L121 232H119ZM118 233V234H119ZM125 233L126 232H124V235H125ZM150 233H148L149 235H150ZM7 234H8V232H7ZM48 234H50V233H48ZM113 234H114V232H113ZM112 234V235H113ZM116 234H117V232H116ZM1 235V234H0ZM3 235V234H2ZM4 235H5V233H4ZM44 235H47V234H44ZM43 235V236H44ZM126 235H127V233H126ZM125 235V236H126ZM149 235H147V237L146 238H148L149 237ZM168 235V234H167ZM170 235V234H169ZM97 236V235H96ZM102 236V235H101ZM115 236H117V235H114V237ZM120 236H123V235H120ZM119 236V237H120ZM124 236V237H125ZM129 236V235H128ZM132 236H133V234H132ZM153 236H151V238L153 237ZM2 237V236H1ZM5 237H6V235H5ZM45 237V236H44ZM62 237V236H61ZM133 237H135V236H133ZM153 237V238H154ZM120 238H122V237H120ZM126 238H127V236H126ZM140 238H141V236H140ZM151 238H150V240H151ZM152 238V239H153ZM1 239H3V238H1ZM1 239H0V241H1ZM11 239V238H10ZM12 239H14V238H12ZM125 239V238H124ZM124 239H122V240H124ZM137 239V238H136ZM3 240H6L5 238L3 239ZM113 240H114V238H113ZM119 240V239H118ZM127 240H128V238H127ZM134 240V239H133ZM140 240V239H139ZM142 240V239H141ZM140 240V241H141ZM144 240H146V239H144ZM144 240H142V241H144ZM148 240H149V238H148ZM149 240V241H150ZM154 240V239H153ZM152 240V241H153ZM179 240V239H178ZM177 240V241H178ZM9 241V239L7 240V242ZM125 241V240H124ZM129 241V240H128ZM137 240H135V242L134 243H137V242H139V241H137ZM176 241V242H177ZM182 241H184V240H182ZM185 241H187V240H185ZM6 241H5V243L6 244H8ZM12 241H10L9 242V245H10V243H11ZM13 242H14V240H13ZM17 242V241H16ZM20 242V241H19ZM126 242V245H123V246H128L129 247V245H130V242H129V244L127 245V241H125ZM155 242V241H154ZM190 242V241H189ZM199 242V241H198ZM1 243V242H0ZM30 243V242H29ZM105 243V242H104ZM115 243L117 244L118 242L117 241H115ZM133 243V244H134ZM141 243V242H140ZM180 243V242H179ZM184 243V242H183ZM12 244H15V245H17V243H12ZM19 244V243H18ZM112 244V243H111ZM114 244V243H113ZM132 244V243H131ZM132 244V245H133ZM199 244V243H198ZM25 245V244H24ZM110 245V244H109ZM117 245H119L120 246V243L119 244H117ZM122 245V244H121ZM131 245V246H132ZM202 245V244H201ZM18 246V245H17ZM35 246V245H34ZM107 246V245H106ZM118 246V247H119ZM130 246V249L132 248ZM139 246V245H138ZM142 246H145V245H142ZM4 247V246H3ZM10 247H14L13 245L12 246H10ZM16 247V246H15ZM22 247V246H21ZM115 247V246H114ZM122 246H120V248H121ZM158 247V246H157ZM185 247V246H184ZM25 248H28V247H24V248H21V249H25ZM35 248V247H34ZM108 248V247H107ZM123 248V247H122ZM134 248V247H133ZM151 248V247H150ZM191 248V247H190ZM190 248H189V250H190ZM15 249V248H14ZM13 249V250H14ZM18 249H20V248H18ZM33 249V248H32ZM32 249H31V251H29V252H32ZM114 249V248H113ZM129 249V248H128ZM137 249V248H136ZM146 249V248H145ZM144 249V250H145ZM6 250V249H5ZM30 250V249H29ZM36 250V249H35ZM34 250V251H35ZM120 250V249H119ZM132 250V249H131ZM213 250V249H212ZM26 251V250H25ZM27 251H28V249H27ZM92 251V250H91ZM129 251V250H128ZM140 251V250H139ZM146 251V250H145ZM191 251H193V250H191ZM106 252H107V250H106ZM114 252H116V251H114ZM141 252V251H140ZM140 252L138 253V254H140ZM184 252V254H182V256L183 257H185V258H189L190 259V261H191V264H199V262H200V259H202L201 258V255L200 254H197V253H194V254H192L191 252H190V254H189V251H187V250H185V251H183ZM108 253V252H107ZM32 254V253H31ZM35 254H37V252L35 251ZM35 254L33 255V256H35ZM39 254V253H38ZM37 254V255H38ZM102 254H103V252H102ZM101 254V255H102ZM110 254V253H109ZM112 254V253H111ZM117 254V253H116ZM115 254V255H116ZM131 254V253H130ZM150 254V253H149ZM27 255L29 256V253H27ZM106 255V254H105ZM105 255H102L103 257L105 256ZM108 255V254H107ZM114 255V254H113ZM118 255V254H117ZM157 255V254H156ZM180 255V254H179ZM3 256H4V253H3ZM26 256V255H25ZM31 256V255H30ZM29 256V257H30ZM93 256V255H92ZM128 256V255H127ZM131 256H133V254L131 255ZM140 256V255H139ZM151 256V255H150ZM182 256H181V258H182ZM221 256V255H220ZM38 257H39V255H38ZM42 257V256H41ZM53 257V256H52ZM94 258H95V256H93ZM105 257H107V256H105ZM122 257V256H121ZM142 257V256H141ZM180 257V256H179ZM214 257V256H213ZM222 257V256H221ZM224 257H226V256H224ZM3 259H5L4 257H2ZM40 258V257H39ZM94 258H92V259H94ZM115 258V257H114ZM148 258V257H147ZM176 258V257H175ZM228 258V257H227ZM3 259H1V260H3ZM33 259H36L37 260V256H36V258H33ZM56 259V258H55ZM63 259H64V257H63ZM88 259V258H87ZM102 259V258H101ZM101 259H99L100 261H101ZM107 259V258H106ZM132 259V258H131ZM134 259V258H133ZM160 258H151L150 257V259H149V263L148 262H146V264L148 263V264H156L158 261H160L159 260ZM221 259V258H220ZM39 260H41V259H39ZM91 260V259H90ZM97 260V259H96ZM96 260H94V262L96 263ZM99 260H98V262H99ZM104 260V259H103ZM180 260H182V259H180ZM203 260V259H202ZM215 260V259H214ZM4 261V260H3ZM34 261V260H33ZM46 261V260H45ZM48 261V260H47ZM46 261V262H47ZM54 261V260H53ZM116 261V260H115ZM118 261V260H117ZM134 261H138L137 259L136 260H134ZM141 261V260H140ZM143 261L144 260H142L140 263H143ZM183 261V260H182ZM186 261V260H185ZM221 261V260H220ZM50 262H52V261H50ZM58 262V261H57ZM57 262H55L56 264H57ZM86 262V261H85ZM93 262V261H92ZM121 262V261H120ZM223 262V261H222ZM221 262V263H222ZM91 263V262H90ZM89 263V264H90ZM103 263V262H102ZM175 263V262H174ZM177 263H179V261L178 262H176V264ZM182 263V262H181ZM183 263H184V261H183ZM217 263V262H216ZM63 264V263H62ZM88 264V263H87ZM97 264V263H96ZM99 264V263H98ZM104 264H107V263H104ZM113 264V263H112ZM135 264V263H134ZM189 264V263H188ZM203 264V263H202Z\"/></svg>", "mask_w": 264, "mask_h": 264}]
</instances>
